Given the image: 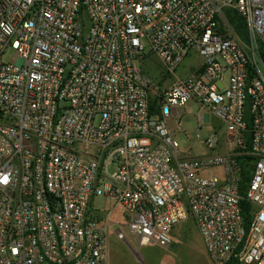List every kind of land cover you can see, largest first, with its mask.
I'll list each match as a JSON object with an SVG mask.
<instances>
[{
    "label": "built area",
    "instance_id": "2783aa9c",
    "mask_svg": "<svg viewBox=\"0 0 264 264\" xmlns=\"http://www.w3.org/2000/svg\"><path fill=\"white\" fill-rule=\"evenodd\" d=\"M262 55L264 0H0V264H107L98 198L140 247L192 218L212 264H264ZM190 101L222 122L195 158L168 125Z\"/></svg>",
    "mask_w": 264,
    "mask_h": 264
},
{
    "label": "rangeland",
    "instance_id": "374dc122",
    "mask_svg": "<svg viewBox=\"0 0 264 264\" xmlns=\"http://www.w3.org/2000/svg\"><path fill=\"white\" fill-rule=\"evenodd\" d=\"M236 33L246 40L237 31ZM201 60L200 56L193 54L177 71L176 76L187 75L191 69L200 66ZM146 68L150 74L154 73L157 76L162 71L161 62L156 56L147 59ZM201 111V106L197 102L190 101L178 110L168 124L173 138L179 142L180 148L186 153L187 158L207 154L204 145L205 139L209 134L222 128V122L206 109L202 111L205 122L199 126L198 115ZM179 121L182 131L178 130L177 122ZM212 172L220 174L218 169ZM95 206L102 208L107 213L110 212L111 216L107 264H211L201 234L192 218L181 224L175 231L174 234L177 236L173 237V242L169 247L162 248L156 245L140 247L139 239L130 231L127 219L121 209H115L114 203H107L99 198L96 200ZM118 229L124 234L125 240L118 238Z\"/></svg>",
    "mask_w": 264,
    "mask_h": 264
},
{
    "label": "trees",
    "instance_id": "16d2710c",
    "mask_svg": "<svg viewBox=\"0 0 264 264\" xmlns=\"http://www.w3.org/2000/svg\"><path fill=\"white\" fill-rule=\"evenodd\" d=\"M230 21L235 25L236 31L238 34H240L244 39L248 38V31L246 28V24L244 22V19L238 15L236 12L229 13ZM262 58L264 60V55H262ZM246 149H250V135H247V143H246ZM238 150L243 151L242 148H239ZM240 165L243 168V173H242V181H241V194L244 195L248 183L250 182L251 179V171L254 168V158L250 156H242L239 158ZM242 206L244 207L246 211V221L248 222L249 217H248V212L250 211V205L246 203L245 201L242 202ZM229 264H238L236 260L232 261Z\"/></svg>",
    "mask_w": 264,
    "mask_h": 264
},
{
    "label": "crops",
    "instance_id": "0c3cea01",
    "mask_svg": "<svg viewBox=\"0 0 264 264\" xmlns=\"http://www.w3.org/2000/svg\"><path fill=\"white\" fill-rule=\"evenodd\" d=\"M196 68H197V66H196ZM196 68H194V69H191L189 72H191V71H194ZM180 235V234H179ZM175 236H177V235H175V234H173V237H175ZM207 254V253H206ZM208 256V255H207ZM209 260V259H208ZM210 261V260H209ZM210 263H211V261H210ZM212 264V263H211Z\"/></svg>",
    "mask_w": 264,
    "mask_h": 264
}]
</instances>
